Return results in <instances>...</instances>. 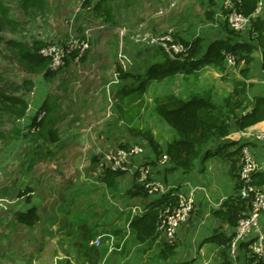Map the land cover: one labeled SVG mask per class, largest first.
I'll return each instance as SVG.
<instances>
[{
  "label": "rangeland",
  "instance_id": "374dc122",
  "mask_svg": "<svg viewBox=\"0 0 264 264\" xmlns=\"http://www.w3.org/2000/svg\"><path fill=\"white\" fill-rule=\"evenodd\" d=\"M45 1L49 7L46 15L30 18L25 15L23 9L17 3L5 0L6 4L11 7V17L19 21V25L16 28L17 30L0 27L1 35L5 39L15 38L28 43L40 40L46 44L44 47L60 44V42L63 43L67 38L68 21L82 0ZM195 1L198 2V0ZM195 1L161 0V4L156 5L155 3H151V0H112L115 18L113 22L107 21L103 17L98 19L92 11H88L83 7L84 11L79 15L81 18L89 19L92 17L89 20L92 24L106 21L113 25L114 29L108 32L94 30L92 32L93 36L90 37V49L84 58L80 61L68 59L64 66L56 70L57 75L55 79L47 80L42 75L25 72L19 61L10 57L12 52L8 49V45L0 42V77H7L20 83L25 79H32L36 83L32 91L25 93L23 90L29 108L26 116L17 120V124L24 130V136L10 142H6L4 137H0L1 208L2 206L7 207L5 211H10V208H8V205H11L10 201L16 199L20 195V191H23L27 187L28 180L32 181L40 189L44 190L47 188V185L54 178H57L56 172L62 169L63 158L68 156L69 151L65 155L66 149L64 147L67 148L71 143L76 142L85 144L88 140L92 139L94 134L91 131L86 133L84 130L87 129V121L97 119L96 117L102 112L103 106L107 105L108 111L115 112L107 120L110 124L114 122L120 126L119 136L123 139L120 144L126 147L128 144H134L133 141L136 142L137 139L140 141L135 144H142V146L147 144L145 134L141 136L136 135L137 130L142 133L152 130L156 138L163 142L168 141L176 133L161 115L154 112V98L156 95L173 92L185 96L186 92L195 88L202 90L210 89L216 101L220 104L223 103V98L232 93L236 78L240 75L238 74L239 71L246 66L244 59L234 68L226 60L228 70L224 74L219 73L213 68H205L198 73H194L192 76L178 75L176 78L154 82L143 96L139 97L136 105L122 102L121 97L118 95V92L122 89L136 86L140 81L145 79L147 68L156 61H162L165 55L162 49L160 50L159 48H139V45L129 39L133 32L140 30L158 34V31L168 33L169 30H174L176 38L182 41L185 39L194 40L201 38L205 47L212 45L216 39L228 35V30L224 27L226 20L221 19V15L225 14L224 3L214 8V6H210L211 1L209 3V0H207V4L204 1L203 3L201 1L195 3ZM214 2L217 3L215 0ZM124 5L125 7H123ZM218 8V15H214L211 19L208 18L206 12L209 9L214 11V9L217 10ZM217 17H219V20ZM153 26L158 27L157 31H155V27ZM121 28L128 29L130 36L121 35V31H119ZM247 33V30L238 33L242 35H238L239 40L247 38ZM184 34H186L185 37H183ZM168 56L172 59L178 57L173 58L170 55ZM120 59L124 60L122 65L119 63ZM256 62H253V75L260 82L261 86L259 89H261L264 86V74ZM122 73H126L127 76L122 75ZM251 78L253 79V77H250V80ZM82 92L86 96H80ZM58 94L66 97L65 110L73 113L67 117L61 127L62 137L66 146L63 145V147L56 151L58 157L49 156L48 159H45V163L42 166L39 165L37 168L31 161L34 156V150L31 148L35 134L34 130L28 133V125L32 123L33 118L39 113L44 99L48 95ZM76 99H78L76 106L69 107V105H72L71 101L74 102ZM121 105H124V109H121ZM91 113L94 116H91ZM128 115H130L131 120L126 119ZM122 119L125 124L122 122ZM12 127L13 123L7 118L0 120V130L9 132ZM111 136L113 137V135ZM144 148L146 151L149 149L146 146ZM72 151L74 153L75 149ZM83 152L85 153L86 151L83 150ZM31 190L33 191L32 188ZM94 200L92 199L88 203L91 204ZM90 204L86 206H90ZM108 204L112 205L111 202H108ZM12 221H14V218H4L2 225H9ZM5 232V229H0V264H25L24 261L16 262L12 260L11 256H15L14 253L23 255L25 261H28L31 255L26 247L34 250L35 245L21 242L16 246L11 234L8 233V236ZM248 251L250 252L249 248ZM238 254H240L239 251L235 253L234 259H236ZM252 255L250 252L249 256L251 257ZM254 257V259L251 258V261L255 260V264L258 260L264 261L255 255ZM242 260L245 264L250 263L246 257H241ZM76 263L82 264L83 262Z\"/></svg>",
  "mask_w": 264,
  "mask_h": 264
},
{
  "label": "crops",
  "instance_id": "0c3cea01",
  "mask_svg": "<svg viewBox=\"0 0 264 264\" xmlns=\"http://www.w3.org/2000/svg\"><path fill=\"white\" fill-rule=\"evenodd\" d=\"M200 1L207 4V0H198V2ZM215 1L217 3L211 1V7L223 5V0ZM260 1H263V10L259 15L264 18V0ZM198 2L195 1V3ZM151 3L160 5L161 0H151ZM214 11V15H218L219 8L214 9ZM217 18L219 20V17ZM221 19L226 20L225 14L221 15ZM157 29L158 27H155V31ZM158 33H162V31H158ZM185 36L186 34L183 35V37ZM227 38L225 36L213 42ZM185 40L192 41L190 39ZM245 40L247 38H243L241 41ZM203 48L208 47L203 45ZM254 55L260 68L262 53L256 51ZM70 60L74 61L72 58ZM119 63L122 65L124 60L120 59ZM253 66L252 63L250 65V77H253L251 80L257 84L248 91L250 105L256 95H264V89H262L264 86L259 89L261 85L253 75ZM260 70L264 74V70L261 68ZM84 95V92L80 94V96ZM55 96L59 97L63 113L66 115L60 123L61 128L62 123L73 113L65 110L64 104L67 102L65 96L59 94ZM77 100L71 101L72 105L69 107L76 106ZM104 100L106 102V98ZM103 107L102 112L96 117L97 121H87V129L84 131L86 133L91 131L94 134L92 139L85 144L76 142L71 143L67 148L64 147L66 149L65 155L69 151L68 156L63 158L62 169L56 172L57 178H54L47 185V188L40 189L28 180L27 187H31L32 192L28 193L27 196L18 195L16 199L11 200V205H8L10 208L8 212L5 211L7 207H0V229H5V234L8 236L11 234L14 245L17 246L21 242L35 245L34 250L26 247L31 255L28 261H25L23 255L16 253H14L15 256H11L12 260L24 261L25 264L27 262L28 264H79L76 262L85 261L87 255L80 244L83 240V232L81 225H78L79 222L85 220L92 224L89 226L96 230V236L101 237L102 240L101 245L97 246L96 264H245L243 260L241 261V257H246L250 262L249 264H252L248 251L249 246L247 248L243 243L248 244L253 234L243 243H239L236 251L232 253L231 243L236 233V227L214 214V211L225 209L223 203L228 198L237 196L238 193L237 171H233L231 159L228 156H211L208 159H200L196 170L184 172L180 168H173L172 162L166 166L156 163L160 158L155 156L147 142L146 145L142 146L141 144L143 148L145 146L149 148L147 151L144 148L143 154L135 157L127 156L132 163L130 166L132 170L116 178L118 190H114L102 180L105 170L110 169V162L106 160L105 155L108 153L116 154L121 148L135 145L140 140L137 139L136 142L133 141L134 144L123 147L120 144L123 140L119 136L120 126L112 121L110 124L107 120L115 112L108 111L107 105ZM91 116L94 114L91 113ZM122 122L124 123L123 119ZM262 129H264V121L244 130L238 129L233 122L230 135L221 144L227 146L228 152H234L239 148L240 155L244 148H247L254 160L264 164V141L255 138V132ZM167 143L168 141L163 142L165 150ZM40 144L49 146L53 150L52 156L56 157H58L56 151L63 145L66 146L63 137L60 145H47L44 142ZM219 145V142H211L208 144V148L215 150ZM73 149H75L74 153ZM83 150L86 152L84 153ZM48 158L49 156H46L43 160L35 162L34 165L38 168ZM145 161L148 163L155 162L154 178L163 184L164 189H172L175 193L192 192L196 198L195 212L187 222L178 228L174 253L163 254L164 241L161 238L154 242L137 240L130 225L136 215H143L148 211L153 201L165 196L161 193L151 194L148 197L125 195L126 191L132 189L135 183L136 167ZM27 197H30L31 201H28ZM92 199H95L94 202L88 203ZM108 202H111L112 205ZM87 204L90 206H86ZM17 205L19 206L16 208ZM22 205L24 206L22 207ZM34 206L38 209L39 214V220L35 225L28 226L19 222L17 212H27ZM140 212L141 214H138ZM7 217L9 219L14 218V221L10 222L9 225H2L3 219ZM260 223L264 227V214ZM218 232L231 236L230 245L222 246L218 241L209 239ZM238 251L240 254L234 259V255Z\"/></svg>",
  "mask_w": 264,
  "mask_h": 264
},
{
  "label": "trees",
  "instance_id": "16d2710c",
  "mask_svg": "<svg viewBox=\"0 0 264 264\" xmlns=\"http://www.w3.org/2000/svg\"><path fill=\"white\" fill-rule=\"evenodd\" d=\"M211 1L214 3V0ZM234 2L243 14L251 17L246 35L247 40H239L241 34L238 33L240 32L230 29L226 20L224 25L228 30L226 40H217L205 49L201 38L192 41L184 40L183 42L187 45L185 52L176 59L170 58L163 52L166 56L164 55L162 61H156L147 68L145 79L136 86L126 87L118 92L122 102L136 105L139 97L143 96L154 82L176 78L178 75L192 76L205 68H213L224 74L228 70L226 64L227 53H233L237 57V64L241 60H245L246 66L239 71L238 74L240 75L236 78L232 93L223 98L222 104L216 101L210 89L195 88L186 92L185 96L173 92L155 96L154 112L161 115L176 133L168 140L166 150L163 147V141L156 138L152 130L143 133L137 130L136 135L145 134V140L157 158L161 159L162 156L167 155L169 162L174 164L173 168H180L184 172L196 170L200 159H208L211 156H228L232 161V169L236 172L240 159V149L228 152L227 146L221 144L222 141L230 135L233 122L238 129L244 130L264 121V95H256L250 105L248 94V91L255 87V83L250 80L249 74L251 71L250 65L256 59L254 55L256 51L262 53L260 68L264 70V18L261 15H254L260 0H234ZM11 3H17L23 9L25 15L30 18L44 16L49 11L48 3L45 0H11ZM85 6L88 11L95 14V17H103L110 22L114 21L112 0H86ZM206 13L208 18H213V11L208 10ZM225 14L227 15L226 10ZM18 22L11 17V7L6 4L5 0H0V27L17 30ZM0 42L8 45V49L12 52L10 57L17 59L25 72L42 75L47 80L56 78L57 71L51 67V58L40 52L41 48L46 45L44 42L35 40L28 43L15 38L5 39L1 33ZM74 56L75 53L72 54L71 58ZM122 75L127 76L126 73H122ZM35 85L36 83L32 79H25L20 83L7 77H0V120L7 118L13 123L11 131L0 130V137H4L6 142L24 136V130L18 126L17 120L26 116L29 104L25 93L32 91ZM23 90L25 93H23ZM120 107L124 109V105ZM249 107L252 108L251 111L246 112ZM65 116L59 97L48 95L41 106L39 114L28 125L27 129L28 133L34 130L35 134L34 145L31 148L34 150L32 164L43 160L46 156L53 155V150L49 146H42L41 142L47 145H60L62 143L60 123L65 119ZM126 119L131 120L130 115ZM211 142H219L220 145L217 149L212 150L208 148V144ZM160 159L156 163H159ZM150 163L155 164V162ZM125 173L107 169L102 180L110 188L118 190L115 180ZM236 175H238V172H236ZM135 178L133 188L126 191L125 195L148 197L150 195L148 191L137 183L136 175ZM263 182L264 175L258 174L256 183L261 184ZM31 191L30 187H26L23 191H20V195H27ZM164 195L153 201L146 213L136 215L130 222L137 240L154 242L160 238L158 222L161 211L169 203L175 204L177 202L175 195L171 193ZM27 200L31 201V198L27 197ZM223 205L225 209L214 211V214L233 227L237 226L240 217L249 209L247 201L239 196L228 198ZM17 219L23 224L34 226L39 220L38 209L34 206L27 212H17ZM78 225H81L83 232V240L80 243L81 248L87 255V259L82 264H96L97 246L92 242L98 238L96 236L97 232L89 226L92 225L89 221L83 220ZM209 239L218 241L222 246L230 245L232 241L231 236L221 232ZM175 244L164 241L163 254L174 253L176 250ZM243 245L248 246L247 243H243ZM251 258H255L254 254ZM254 262L255 260L252 261V264H255ZM256 264H264V261L258 260Z\"/></svg>",
  "mask_w": 264,
  "mask_h": 264
},
{
  "label": "built area",
  "instance_id": "2783aa9c",
  "mask_svg": "<svg viewBox=\"0 0 264 264\" xmlns=\"http://www.w3.org/2000/svg\"><path fill=\"white\" fill-rule=\"evenodd\" d=\"M86 0H82L77 6L76 11L69 19V29L67 38L60 44L49 45L42 47L40 52L51 58V67L54 70H59L60 67L66 64V61L72 58L74 61H80L90 49V37L93 36L94 30L109 31L114 29V26L106 21H99L92 24L89 19L81 18L79 15L86 8ZM225 10L227 11L226 20L228 26L235 32H243L248 30L251 17L243 14L236 6L234 0H223ZM84 7V9H83ZM87 9V8H86ZM263 10V1H260L254 15H259ZM99 19V18H98ZM121 35L130 36V31L126 28H121ZM133 43L139 47H155L159 48L165 54L176 58L187 50V45L180 39L176 38L174 30H169L168 33L152 34L137 30L133 32L130 38ZM227 62L234 68L237 65V57L233 53H227ZM255 138L264 141V129L255 132ZM144 153V148L135 144L128 146L126 149L121 148L116 154L108 153L105 155L106 160L110 162V169L114 171H131V162L128 155L135 157ZM169 163V158L164 155L159 160V164L166 166ZM238 193L241 199L246 200L249 209L240 217L236 226V233L231 243L232 253L236 251L239 243H243L251 235V241L248 243L250 252L260 259L264 260V227L260 223V219L264 213V182L256 183L258 174L264 175V164L258 163L253 159L247 148H244L240 155L238 163ZM137 183H139L148 193H171L177 198L175 204H168L161 211L158 231L160 238L168 243H175L178 233V228L183 223L187 222L195 212L196 198L194 193L173 192L172 189L166 190L161 182L154 178V166L148 162L139 164L136 167ZM138 214H141L138 213ZM101 237H98L94 243L96 246L101 245Z\"/></svg>",
  "mask_w": 264,
  "mask_h": 264
},
{
  "label": "water",
  "instance_id": "95a60500",
  "mask_svg": "<svg viewBox=\"0 0 264 264\" xmlns=\"http://www.w3.org/2000/svg\"><path fill=\"white\" fill-rule=\"evenodd\" d=\"M251 111V108H248L247 110H246V112H250Z\"/></svg>",
  "mask_w": 264,
  "mask_h": 264
},
{
  "label": "bare ground",
  "instance_id": "6f19581e",
  "mask_svg": "<svg viewBox=\"0 0 264 264\" xmlns=\"http://www.w3.org/2000/svg\"><path fill=\"white\" fill-rule=\"evenodd\" d=\"M151 164V163H150ZM154 166V165H153ZM165 194H167V193H165ZM164 195V194H163Z\"/></svg>",
  "mask_w": 264,
  "mask_h": 264
}]
</instances>
